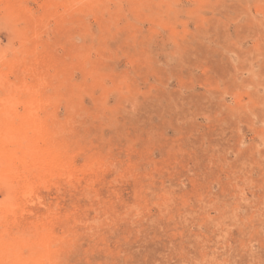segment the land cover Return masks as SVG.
I'll use <instances>...</instances> for the list:
<instances>
[{
  "label": "rangeland",
  "instance_id": "obj_1",
  "mask_svg": "<svg viewBox=\"0 0 264 264\" xmlns=\"http://www.w3.org/2000/svg\"><path fill=\"white\" fill-rule=\"evenodd\" d=\"M0 116V264H264V0H0Z\"/></svg>",
  "mask_w": 264,
  "mask_h": 264
},
{
  "label": "bare ground",
  "instance_id": "obj_2",
  "mask_svg": "<svg viewBox=\"0 0 264 264\" xmlns=\"http://www.w3.org/2000/svg\"><path fill=\"white\" fill-rule=\"evenodd\" d=\"M1 117V116H0ZM21 120V119H20ZM30 122V121H29ZM23 123V122H22ZM12 125V124H11ZM23 127V126H22ZM32 127V126H31ZM1 128H2V130H1ZM0 128V140L1 139H4V138H6V135H8V132H9V130H11L10 129V126H9V124L8 125H6V126H4V127H1ZM20 128V127H19ZM24 128V127H23ZM22 128V129H23ZM16 129V128H15ZM29 131V130H28ZM14 132H15V130H14ZM19 132V131H18ZM21 132H25L24 130H22ZM21 132H19V133H21ZM11 133H12V131H11ZM16 134V133H15ZM23 134V133H22ZM11 136V135H10ZM15 136V138H16V135H14ZM9 137V136H8ZM11 138H13V137H11ZM21 139L22 140H26V142H29V141H31L32 142V140H29V139H31V137H29L28 135H26V132L24 133V135H22L21 136ZM6 140H7V138H6ZM2 141V140H1ZM2 144V143H1ZM5 145V144H4ZM35 146V145H34ZM0 147H2V145H0ZM26 147V146H25ZM7 149H8V147H6ZM6 148L4 147V148H0V175L1 174H5V173H9V172H13V170H14V166H13V154H12V151H9V149L8 150H6ZM36 148V147H35ZM29 148H28V146L26 147V150H28ZM37 149V148H36ZM36 149H35V151L33 150V152L30 150V153L32 152V154H31V160L29 161V165H30V167L31 166H35V165H41V166H46V165H49L45 160H44V156H43V154H41V152L42 151H40V153H38L37 154V152H36ZM43 153V152H42ZM26 154V153H25ZM27 157V156H26ZM29 181V180H28ZM18 184H20V182L18 183ZM29 185V184H28ZM29 187V186H28ZM32 187V186H31ZM13 193H15L14 191H13ZM15 198V197H14ZM2 199V198H1ZM5 199V198H4ZM3 199V200H4ZM1 201V200H0ZM8 201V200H7ZM9 201H11V200H9ZM15 201V200H14ZM2 202V204H4L3 203V201H1ZM0 202V203H1ZM5 202V201H4ZM6 203H8V202H6ZM6 203H5V205H4V208H7V207H5L6 206ZM1 204V205H2ZM8 205H11L10 203H8ZM3 206V205H2ZM10 207V206H9ZM23 234V233H22ZM29 234V233H28ZM15 235V234H14ZM31 235V234H30ZM33 235V234H32ZM39 235V234H38ZM16 236V235H15ZM28 238V237H27ZM39 238V237H38ZM13 243H14V239H13ZM30 243V242H29ZM39 245V244H38ZM40 247V246H39ZM38 251V250H37ZM30 254V253H29ZM35 257V256H34ZM34 257H32L31 255H30V257H28V259L27 260H25V261H27V262H25V263H28V264H37L36 263V261H37V258H34ZM23 262H24V259H21V264H23Z\"/></svg>",
  "mask_w": 264,
  "mask_h": 264
}]
</instances>
